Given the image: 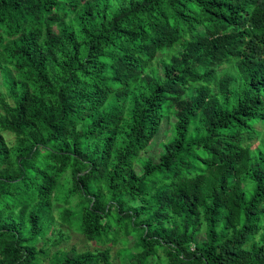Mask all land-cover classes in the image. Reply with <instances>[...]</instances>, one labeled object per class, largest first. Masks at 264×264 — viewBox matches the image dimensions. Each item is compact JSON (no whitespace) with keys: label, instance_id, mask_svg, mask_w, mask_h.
Returning <instances> with one entry per match:
<instances>
[{"label":"trees","instance_id":"obj_1","mask_svg":"<svg viewBox=\"0 0 264 264\" xmlns=\"http://www.w3.org/2000/svg\"><path fill=\"white\" fill-rule=\"evenodd\" d=\"M115 247L264 264V0H0V264Z\"/></svg>","mask_w":264,"mask_h":264},{"label":"rangeland","instance_id":"obj_2","mask_svg":"<svg viewBox=\"0 0 264 264\" xmlns=\"http://www.w3.org/2000/svg\"><path fill=\"white\" fill-rule=\"evenodd\" d=\"M157 63V62H156ZM171 133V127L168 123H163L158 135L153 139V141L150 144V147L146 150V152H142L140 154V160H145L147 157H155L157 156L158 152L161 151V145L170 135ZM12 138L11 136H8V139ZM137 170H139V166L136 167ZM65 231V228H63ZM67 234L69 235V238L64 240L60 244L61 248L69 249L71 247L76 248L78 251H84V250H92L95 245L94 243L86 241L81 235H78L72 231H68ZM198 239L201 241L203 240V235L200 234L198 236ZM116 247L111 249V256H112V262L113 264H120L119 259L117 255L115 254Z\"/></svg>","mask_w":264,"mask_h":264}]
</instances>
